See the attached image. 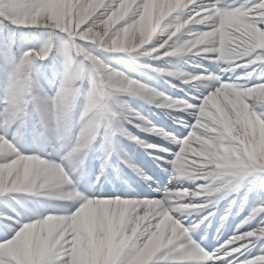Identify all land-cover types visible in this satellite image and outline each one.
<instances>
[{
  "label": "clouds",
  "instance_id": "clouds-1",
  "mask_svg": "<svg viewBox=\"0 0 264 264\" xmlns=\"http://www.w3.org/2000/svg\"><path fill=\"white\" fill-rule=\"evenodd\" d=\"M202 3L0 0V231L12 233L0 240V264H56L65 250L66 264L180 261L210 222L209 208L264 191V81L251 82L258 70L264 75V0ZM161 82L187 96L169 95ZM132 101L177 124L184 115L193 122L162 169L160 195L129 192L123 177L124 194L92 195L90 161H100L99 181L120 137L160 167L168 148L144 143L129 126L165 143L176 139ZM122 162L152 187L147 171ZM260 213L264 201L235 230L259 218L257 226L222 246L262 244ZM230 215L220 217L221 227ZM249 264H264V256Z\"/></svg>",
  "mask_w": 264,
  "mask_h": 264
},
{
  "label": "rangeland",
  "instance_id": "rangeland-1",
  "mask_svg": "<svg viewBox=\"0 0 264 264\" xmlns=\"http://www.w3.org/2000/svg\"><path fill=\"white\" fill-rule=\"evenodd\" d=\"M243 2L244 0H238V3H243ZM257 72H258L257 75H261L259 70ZM158 86L161 88V90L167 92L169 95H172L174 97L184 98L187 96V92L185 90L172 89L168 87L167 85L163 84L162 82L159 83ZM131 103H132V106L137 108L138 111H140L144 116H146L152 122V124L156 126L157 129H160L163 131H172L173 129L181 130V128L185 124L186 118L191 117L190 115H184L182 118L183 123L177 124L175 122L176 117H168L164 114L162 110L150 109L147 106H142L139 102H136V101H132ZM129 128L144 143L153 144V145L163 144L164 147L168 148V150L171 147L172 141L165 143L161 141L159 136L157 135H151L149 133L139 131L135 128H131V126H129ZM118 142H119L118 148L115 151L114 155H111V161L115 160L117 162L118 161L122 162L125 159H127L128 161L137 163L141 161L140 155L144 157H148V158L150 157L146 154L145 149L141 148L137 143L133 141H130L124 137H120ZM96 143H97L98 148L102 146V140L98 139ZM107 150H109V148ZM23 151H26V149H23ZM167 152H160L159 155L161 156L162 154H165ZM97 155H99V153H97ZM94 160H97V159H94ZM233 199H235L234 203H233ZM254 201H255L254 194H251L247 200H244L242 192L239 195H236L235 197L229 196L226 199L221 200L217 205L213 206V207H217L216 208L217 211H215L213 215L218 213V209L220 208L221 210L223 209L224 213L230 210L231 215L229 216L228 221L231 218H233V216H236L238 222H240L244 217H246L247 215L251 213L252 209L255 206H257L260 202H262L260 201L258 203H254ZM220 217L218 219L219 224H218V230H216L217 233H219L223 229L221 227ZM258 223H259V218L257 219V221H254L253 224L250 225L249 227H256ZM205 234H207L206 231H204V236ZM258 252H259V246L256 249H254V253L252 254L256 255L258 254Z\"/></svg>",
  "mask_w": 264,
  "mask_h": 264
},
{
  "label": "snow or ice",
  "instance_id": "snow-or-ice-1",
  "mask_svg": "<svg viewBox=\"0 0 264 264\" xmlns=\"http://www.w3.org/2000/svg\"><path fill=\"white\" fill-rule=\"evenodd\" d=\"M213 2L214 0H203L201 7H211ZM259 2L260 0H250L248 7H251L253 4H258ZM238 4L239 3L237 0V5ZM237 5H233V7ZM261 81H264V79H261ZM181 123H183V121H181ZM189 127H191V125H189ZM176 143L179 145L180 141H176ZM173 155L176 156L177 153H174ZM203 183H207V181H203ZM177 186L179 187V185ZM90 194L97 195L96 193H90ZM261 203L262 202H260L257 206H255L252 209L251 213L253 215L256 214V210ZM260 217L264 219V213H260ZM249 230H251V227L237 229L235 230L233 236L239 238L242 232ZM11 235L12 233L8 232L4 234L3 237H0V240L8 239ZM241 245H247V246L241 247ZM258 246H259L258 254L253 255L252 254L253 249H256ZM189 247L191 251L187 258L182 259L180 261L162 262V264H195V262L201 259L206 261V264H242V262L243 264H249V262L252 261L255 257L264 256V242H262V244H256V243L250 244L247 239H238L237 242L231 243L226 247L220 246L211 253L206 252L202 247H200L199 243H197L196 241L191 243ZM201 249H203V252L201 251ZM232 249H238V250L232 251ZM67 259H68V250H65L60 257H57L56 264H66Z\"/></svg>",
  "mask_w": 264,
  "mask_h": 264
},
{
  "label": "bare ground",
  "instance_id": "bare-ground-1",
  "mask_svg": "<svg viewBox=\"0 0 264 264\" xmlns=\"http://www.w3.org/2000/svg\"><path fill=\"white\" fill-rule=\"evenodd\" d=\"M258 77H260V76H254L253 78H252V81L251 82H258L259 80H261V79H264V77H262V78H260V79H258ZM193 121V120H192ZM189 131V130H188ZM187 134H184V136L182 137V138H184L185 136H186ZM176 151V150H175ZM94 174V173H93ZM186 187H193V184H191V183H188V182H186L185 184H184ZM146 196H148V197H152V196H157V194L156 193H152V195H150V194H148V195H146ZM216 208L217 207H213V208H211V211H215L216 210ZM191 219V218H190ZM230 222V224L227 226V228H230L231 226H234V222H235V220H231V221H229ZM207 224V223H206ZM204 226L201 228V230L198 232V233H196L195 235L197 236V235H201L202 233H203V231H204ZM236 228V227H235ZM215 238H217V237H215V236H208V238H206L204 241H202V243H200L199 245H200V247H202L206 252H208V253H211V252H213L214 250L211 248V244L213 243V241L215 240ZM253 253H254V249H253ZM195 264H206V261H204V260H199V261H197V262H195Z\"/></svg>",
  "mask_w": 264,
  "mask_h": 264
},
{
  "label": "trees",
  "instance_id": "trees-1",
  "mask_svg": "<svg viewBox=\"0 0 264 264\" xmlns=\"http://www.w3.org/2000/svg\"><path fill=\"white\" fill-rule=\"evenodd\" d=\"M23 31L27 32L28 30L27 29H24Z\"/></svg>",
  "mask_w": 264,
  "mask_h": 264
}]
</instances>
